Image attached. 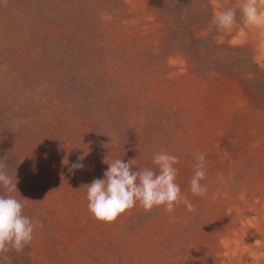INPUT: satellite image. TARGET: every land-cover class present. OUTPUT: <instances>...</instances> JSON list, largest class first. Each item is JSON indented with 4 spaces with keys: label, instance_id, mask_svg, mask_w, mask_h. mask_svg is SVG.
I'll return each mask as SVG.
<instances>
[{
    "label": "rangeland",
    "instance_id": "rangeland-1",
    "mask_svg": "<svg viewBox=\"0 0 264 264\" xmlns=\"http://www.w3.org/2000/svg\"><path fill=\"white\" fill-rule=\"evenodd\" d=\"M222 5L236 9L231 32L213 23ZM239 8L0 0V161L43 225L0 264H264V28ZM161 150L179 158L194 212L137 203L111 223L89 212L86 186L108 163L158 172ZM199 152L203 197L190 191Z\"/></svg>",
    "mask_w": 264,
    "mask_h": 264
},
{
    "label": "clouds",
    "instance_id": "clouds-1",
    "mask_svg": "<svg viewBox=\"0 0 264 264\" xmlns=\"http://www.w3.org/2000/svg\"><path fill=\"white\" fill-rule=\"evenodd\" d=\"M6 3V0H5ZM241 20L243 23L264 28V0H240ZM237 12L234 7L222 5L221 10L214 14L213 23L218 31L231 32L237 24ZM84 156L78 157L76 163L69 168L70 172L82 169L81 161ZM194 165V175L190 180V191L193 196L203 197L208 189L202 184L206 176V154L197 153ZM134 160L127 163L116 158L109 164L104 172V178L94 179L87 185V200L89 212L102 222H114L121 214L133 208L137 203L145 211L153 207L163 206L164 210L172 214L177 205H185L187 211L194 212L195 206L182 194L180 186L176 183L179 163L176 155L166 150L155 153L152 162L157 166L158 172L151 168H142L132 171ZM7 165L0 161V254L15 252L23 253L34 239V230L43 225L24 214V204L17 199V181L7 173ZM170 216V221L174 220ZM8 260V256H4Z\"/></svg>",
    "mask_w": 264,
    "mask_h": 264
}]
</instances>
